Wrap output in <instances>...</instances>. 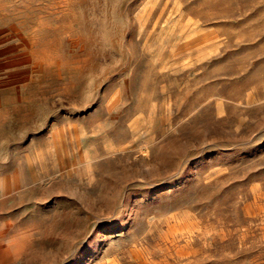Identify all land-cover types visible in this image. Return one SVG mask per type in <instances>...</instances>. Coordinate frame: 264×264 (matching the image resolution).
I'll list each match as a JSON object with an SVG mask.
<instances>
[{"label":"rangeland","instance_id":"374dc122","mask_svg":"<svg viewBox=\"0 0 264 264\" xmlns=\"http://www.w3.org/2000/svg\"><path fill=\"white\" fill-rule=\"evenodd\" d=\"M230 1L0 0V264H264V0Z\"/></svg>","mask_w":264,"mask_h":264},{"label":"bare ground","instance_id":"6f19581e","mask_svg":"<svg viewBox=\"0 0 264 264\" xmlns=\"http://www.w3.org/2000/svg\"><path fill=\"white\" fill-rule=\"evenodd\" d=\"M221 1H223V0H221ZM232 1H233V0H232ZM232 1H230V2H232ZM235 1H236V0H235ZM236 2H237V1H236ZM236 2H235V3H236ZM233 3H234V2H233ZM230 4H231V3H230ZM230 4H229V5H230ZM219 5H220V4H219ZM235 5H237V4H235ZM220 6H221V5H220ZM219 9H220V8H219ZM229 10H230V9H229ZM232 11H233V10H232ZM183 13H184V12H183ZM231 14H232V13H231ZM181 26H182V25H181ZM251 29H253V27H251L250 30H251ZM254 29H255V28H254ZM258 29H259V28H258ZM188 31H189V30H188ZM248 33H249V32H248ZM187 35H188V33H187ZM190 37H191V36H190ZM205 41H208V40H205ZM203 42H204V41H203ZM203 42H202V43H203ZM200 43H201V40H200ZM203 44H204V43H203ZM199 45H201V44H199ZM205 46H206V45H205ZM205 46H204V47H205ZM208 47H209V46H208ZM197 48H199V47H197ZM200 48H201V47H200ZM206 48H207V47H206ZM201 52H202L203 54H205V53H208L209 50H207V49H205V48H202V49H201ZM215 52H216V51H215ZM201 57H202V56H201ZM172 215H173V214H172Z\"/></svg>","mask_w":264,"mask_h":264}]
</instances>
